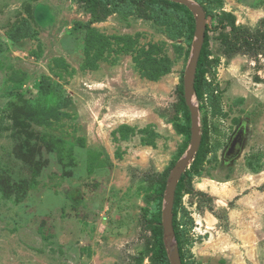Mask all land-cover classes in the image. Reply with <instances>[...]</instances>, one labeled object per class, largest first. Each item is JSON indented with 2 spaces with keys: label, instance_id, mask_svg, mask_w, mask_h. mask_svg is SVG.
<instances>
[{
  "label": "rangeland",
  "instance_id": "1",
  "mask_svg": "<svg viewBox=\"0 0 264 264\" xmlns=\"http://www.w3.org/2000/svg\"><path fill=\"white\" fill-rule=\"evenodd\" d=\"M192 1L210 12V58L218 62L206 76L221 99L215 114L196 99L212 147L192 174L196 192L181 194L193 220L188 256L198 264H264V51L226 57L213 29L222 12L238 26L264 29V0ZM20 17L35 32L13 41L6 30ZM89 20L78 0H0V264H128L129 255L155 264L142 225L155 191L144 174L162 173L187 148L174 125L189 59L175 45L187 46L134 15ZM153 43L170 59L157 80L132 60ZM45 82L63 85L71 103L29 117L24 100ZM241 121L242 150L224 162Z\"/></svg>",
  "mask_w": 264,
  "mask_h": 264
},
{
  "label": "trees",
  "instance_id": "2",
  "mask_svg": "<svg viewBox=\"0 0 264 264\" xmlns=\"http://www.w3.org/2000/svg\"><path fill=\"white\" fill-rule=\"evenodd\" d=\"M90 14L89 24L91 22L103 21L111 14H119L124 17L131 15L137 16L143 20L152 21L156 26L162 29L163 33L172 40L183 38V43L187 46L184 50L182 44H176V52H184L186 56L190 54L191 42L195 31V16L189 8L181 3L171 0H78ZM205 10L206 17H209V11L205 5H201ZM27 15L30 19L33 18L29 8ZM212 28L210 23H206L204 40L199 53L195 78L194 90L196 99L205 98L206 103L215 114L220 104L221 90L218 84L212 79L207 78L206 73L214 69L217 65L218 58H210L209 51V36L208 31ZM213 29L217 31V38L220 41V50L226 57H232L236 53H243L251 57L258 55L264 51V29L257 28L251 31L249 27L238 26L235 24L234 16L228 12H222L217 16L216 23ZM91 33L95 32L91 29ZM35 30L31 27L30 21L27 18L20 17L14 21L6 30V35L9 39L17 41L20 38L33 36ZM93 40V39H92ZM91 39L88 37L87 43ZM94 41H98L95 39ZM132 43H130V47ZM128 47V43H126ZM161 53V48L157 44H150L147 49L142 48L137 55L132 59L139 68L140 74L148 79L157 80L170 69V59L165 54ZM214 74V73H213ZM183 78V77H182ZM178 86L177 101L174 103L175 110L180 113L181 118L176 122L175 129L184 135L186 143L182 149L188 146L190 140V113L185 103L183 95V84ZM71 103V98L67 94L63 85L48 84L45 82L39 86L38 95L35 98H27L24 100L22 110L29 117H42L47 113L60 112ZM200 110V105H198ZM201 140L199 147L182 175L180 176L174 194V202L172 208V227L174 231L175 243L178 247L182 264H198L188 256L191 243L188 237V231L192 225V218L183 207H181L182 192H196L192 185V174L197 166L201 164L211 150L210 144V129L206 117L201 120ZM215 149V148H214ZM184 151V150H183ZM182 151V152H183ZM177 160H172L162 173L144 174L145 179L155 191L152 210L150 214H143V228L149 231V236L146 241L147 252H150L151 261L155 264H170L168 252L166 248V238L161 225V210L163 206V197L166 182L169 172ZM247 165L253 172H257L258 166H253L250 160H246ZM195 174V173H194ZM198 194L212 200L211 196L202 191H197ZM181 210V211H180ZM181 213V214H180ZM180 214V215H179ZM128 264H142L143 256L129 255Z\"/></svg>",
  "mask_w": 264,
  "mask_h": 264
},
{
  "label": "water",
  "instance_id": "3",
  "mask_svg": "<svg viewBox=\"0 0 264 264\" xmlns=\"http://www.w3.org/2000/svg\"><path fill=\"white\" fill-rule=\"evenodd\" d=\"M171 1L186 5L195 16L194 37L191 42V51L189 54L188 63L184 70L182 78L183 95L190 113V140L183 156L175 162L174 166L169 172L164 191L163 206L161 210V225L163 227V233L166 238V248L168 252L169 263L182 264L178 247L174 239L171 210L173 208L174 194L177 182L184 170L188 167V165H190V162L193 160L201 140L199 108L196 103L194 78L197 65L196 61H198L199 53L204 40L207 17L203 7L192 0ZM231 148V152L233 153H237L239 151V149H235V141L231 142L230 149Z\"/></svg>",
  "mask_w": 264,
  "mask_h": 264
},
{
  "label": "flooded vegetation",
  "instance_id": "4",
  "mask_svg": "<svg viewBox=\"0 0 264 264\" xmlns=\"http://www.w3.org/2000/svg\"><path fill=\"white\" fill-rule=\"evenodd\" d=\"M245 135H246V123L241 121L237 124L236 129L229 137L228 143L223 153L224 162H229L231 160H234L237 156H239L245 140ZM233 141H235V149H239L237 153L231 152L232 148L230 149V144Z\"/></svg>",
  "mask_w": 264,
  "mask_h": 264
}]
</instances>
